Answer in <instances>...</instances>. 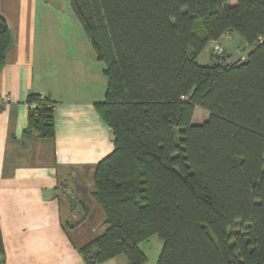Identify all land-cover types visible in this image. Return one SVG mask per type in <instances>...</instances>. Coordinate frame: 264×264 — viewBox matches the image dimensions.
<instances>
[{"label": "trees", "instance_id": "1", "mask_svg": "<svg viewBox=\"0 0 264 264\" xmlns=\"http://www.w3.org/2000/svg\"><path fill=\"white\" fill-rule=\"evenodd\" d=\"M230 1L71 0L106 65L96 108L115 136L96 168L106 220L79 250L86 264H146L140 245L154 236L157 264H264V0ZM231 32L245 60L200 64ZM10 48L0 14V71ZM28 103L27 133L53 138L54 99ZM197 109L209 114L201 124Z\"/></svg>", "mask_w": 264, "mask_h": 264}, {"label": "crops", "instance_id": "2", "mask_svg": "<svg viewBox=\"0 0 264 264\" xmlns=\"http://www.w3.org/2000/svg\"><path fill=\"white\" fill-rule=\"evenodd\" d=\"M63 7L49 0H0L11 35L0 71L4 264H86L79 250L101 234L106 220L94 195L97 165L115 150L114 134L96 108L106 95V65L73 9L67 14ZM234 35L210 42L211 61L213 43L231 51L221 40ZM31 94L56 102L53 138L27 133ZM5 96L11 101L2 103ZM204 113L194 124L207 120ZM116 261L128 262L120 255L103 264Z\"/></svg>", "mask_w": 264, "mask_h": 264}, {"label": "rangeland", "instance_id": "3", "mask_svg": "<svg viewBox=\"0 0 264 264\" xmlns=\"http://www.w3.org/2000/svg\"><path fill=\"white\" fill-rule=\"evenodd\" d=\"M236 2H237V0H231L230 1V4L231 5H234V4H236ZM49 3L57 4L60 7H63L64 6L66 8V13L67 14H68V12H70V14H71V12H72V9H71V0H49ZM236 38H238L239 40H241V42L240 43H237ZM221 41L223 43L225 42L223 45L227 46L228 49H230L232 51L233 55L231 57L234 60H237V55H238V53H241L242 50H243V52L245 54L248 52V49L245 47L247 45L246 41L238 33H235L234 37H231V40L230 41H226L225 39H223ZM216 44L213 43V46L211 48V51L212 52H213L214 46ZM237 49H242V50L236 51ZM231 51H228V52H231ZM203 52L204 53L199 57V63L200 64H208V63H211V59H210V55L208 53V50L206 49ZM204 114H205L204 111L199 110L197 112L196 116H195L196 119H194L195 117L193 119L200 121V120H202ZM149 240L144 241L143 242L144 244L141 243V244H143L141 250L144 251L147 254V256H148V262L146 264H156L158 255H159V253H160V251L162 249L163 242L157 236L154 239H152L151 241H149ZM154 240H159L161 244H158L156 246ZM140 248H141V245H140ZM118 262L119 261H116L113 264H117Z\"/></svg>", "mask_w": 264, "mask_h": 264}, {"label": "built area", "instance_id": "4", "mask_svg": "<svg viewBox=\"0 0 264 264\" xmlns=\"http://www.w3.org/2000/svg\"><path fill=\"white\" fill-rule=\"evenodd\" d=\"M213 46V45H212ZM228 53L226 51V49L221 45V44H216L214 46V50L212 52V55L213 57L219 61V62H225V64H230V63H234V62H237V60H245V56L242 55V52L241 53H238L237 55V60H234L232 57H229L228 56ZM42 97H45V95L42 94ZM183 99H186L185 96L182 97ZM11 101V97L10 96H5L4 99H3V102H10ZM2 104H0L1 106ZM30 108H35V105H31Z\"/></svg>", "mask_w": 264, "mask_h": 264}, {"label": "water", "instance_id": "5", "mask_svg": "<svg viewBox=\"0 0 264 264\" xmlns=\"http://www.w3.org/2000/svg\"><path fill=\"white\" fill-rule=\"evenodd\" d=\"M113 140H115V136L113 135Z\"/></svg>", "mask_w": 264, "mask_h": 264}, {"label": "clouds", "instance_id": "6", "mask_svg": "<svg viewBox=\"0 0 264 264\" xmlns=\"http://www.w3.org/2000/svg\"><path fill=\"white\" fill-rule=\"evenodd\" d=\"M213 59H214V57H213Z\"/></svg>", "mask_w": 264, "mask_h": 264}]
</instances>
